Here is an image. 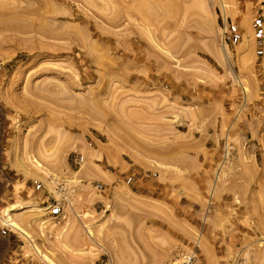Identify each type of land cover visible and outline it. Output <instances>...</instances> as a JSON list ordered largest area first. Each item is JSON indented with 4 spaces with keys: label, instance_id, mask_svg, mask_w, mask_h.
I'll use <instances>...</instances> for the list:
<instances>
[{
    "label": "rangeland",
    "instance_id": "obj_1",
    "mask_svg": "<svg viewBox=\"0 0 264 264\" xmlns=\"http://www.w3.org/2000/svg\"><path fill=\"white\" fill-rule=\"evenodd\" d=\"M189 254L264 264V0H0V264Z\"/></svg>",
    "mask_w": 264,
    "mask_h": 264
},
{
    "label": "bare ground",
    "instance_id": "obj_2",
    "mask_svg": "<svg viewBox=\"0 0 264 264\" xmlns=\"http://www.w3.org/2000/svg\"><path fill=\"white\" fill-rule=\"evenodd\" d=\"M85 44V43H84ZM86 45V44H85ZM87 46V45H86ZM83 48H84V46H82ZM87 48V47H86ZM85 48V49H86ZM87 49H91V47H88ZM93 50V48L89 51V52H91ZM94 51V50H93ZM92 54H94L93 52H91ZM89 54V53H88ZM23 208V207H22ZM15 209H16V207L15 206H11V207H9V208H7V209H5L4 210V214H3V216H4V219H2V222L3 223H5V225L7 226L8 225V227L9 226H11V227H13V229L14 230H16V231H19L21 234H23L26 238H28V233L27 232H25L16 222H14V219L12 218V216H11V213L13 212V211H15ZM35 249H36V247H35ZM37 252H38V249H37ZM39 253V252H38ZM40 254V253H39ZM43 257H45V256H43ZM47 258V257H46ZM184 260V259H183ZM49 262H51L50 260H49ZM183 262V261H182ZM181 261H179V262H177V263H174V264H183ZM51 264H53V262H51Z\"/></svg>",
    "mask_w": 264,
    "mask_h": 264
},
{
    "label": "built area",
    "instance_id": "obj_3",
    "mask_svg": "<svg viewBox=\"0 0 264 264\" xmlns=\"http://www.w3.org/2000/svg\"><path fill=\"white\" fill-rule=\"evenodd\" d=\"M183 264H194V256L193 254H189L185 256V260Z\"/></svg>",
    "mask_w": 264,
    "mask_h": 264
}]
</instances>
